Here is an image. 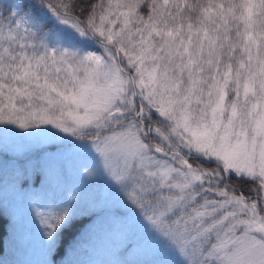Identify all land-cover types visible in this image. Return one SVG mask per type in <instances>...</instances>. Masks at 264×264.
Segmentation results:
<instances>
[{
    "label": "snow or ice",
    "instance_id": "snow-or-ice-1",
    "mask_svg": "<svg viewBox=\"0 0 264 264\" xmlns=\"http://www.w3.org/2000/svg\"><path fill=\"white\" fill-rule=\"evenodd\" d=\"M0 264H264V0H0Z\"/></svg>",
    "mask_w": 264,
    "mask_h": 264
},
{
    "label": "trees",
    "instance_id": "trees-1",
    "mask_svg": "<svg viewBox=\"0 0 264 264\" xmlns=\"http://www.w3.org/2000/svg\"><path fill=\"white\" fill-rule=\"evenodd\" d=\"M84 223H87V221H85ZM75 235V232H72V233H69V234H67V236H66V243H69V242H71V240H72V238H73V236Z\"/></svg>",
    "mask_w": 264,
    "mask_h": 264
},
{
    "label": "rangeland",
    "instance_id": "rangeland-1",
    "mask_svg": "<svg viewBox=\"0 0 264 264\" xmlns=\"http://www.w3.org/2000/svg\"><path fill=\"white\" fill-rule=\"evenodd\" d=\"M83 259H88V257H82ZM95 258H103V253H99L98 255H97V257H95Z\"/></svg>",
    "mask_w": 264,
    "mask_h": 264
}]
</instances>
